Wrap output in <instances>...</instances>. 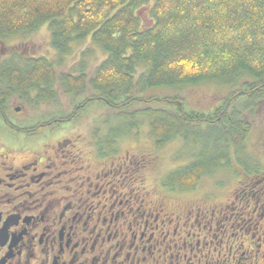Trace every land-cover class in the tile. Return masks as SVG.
Segmentation results:
<instances>
[{
  "label": "trees",
  "instance_id": "trees-1",
  "mask_svg": "<svg viewBox=\"0 0 264 264\" xmlns=\"http://www.w3.org/2000/svg\"><path fill=\"white\" fill-rule=\"evenodd\" d=\"M142 10H148L146 21ZM42 27L59 55L69 56L74 44L89 42L105 59L89 77L83 66L79 74L59 76L42 57L3 63L1 118H8L14 98L39 109L55 103L60 88L83 99L69 117L100 103L127 122L122 133H110L113 150L118 135L135 129L140 118L150 120L156 149L178 138L193 145L194 161L164 178L169 187L194 189L204 176L230 167L233 158L249 165L246 141L252 128L239 110L264 101V0H0V40ZM208 82L233 88L209 114L191 110L180 96L150 93ZM6 128L19 130L13 124Z\"/></svg>",
  "mask_w": 264,
  "mask_h": 264
},
{
  "label": "flooded vegetation",
  "instance_id": "flooded-vegetation-1",
  "mask_svg": "<svg viewBox=\"0 0 264 264\" xmlns=\"http://www.w3.org/2000/svg\"><path fill=\"white\" fill-rule=\"evenodd\" d=\"M77 121L0 117L19 128L0 135V264H264V155L230 186L169 187Z\"/></svg>",
  "mask_w": 264,
  "mask_h": 264
},
{
  "label": "rangeland",
  "instance_id": "rangeland-1",
  "mask_svg": "<svg viewBox=\"0 0 264 264\" xmlns=\"http://www.w3.org/2000/svg\"><path fill=\"white\" fill-rule=\"evenodd\" d=\"M153 3V0H149ZM140 16L143 21L148 18V10H142ZM86 55L85 57L83 55ZM105 52L93 44L86 42L74 44L69 56H61L56 53L50 44V32L47 27H42L37 32L27 36H16L5 40H0V64L10 60L18 63L17 57L49 59L56 67L59 76L67 74H79L81 67L87 76H92L97 66L105 59ZM12 60V61H13ZM232 87L224 86L216 82H208L197 86L182 88H160L152 90L150 93L156 96H180L191 110H196L206 114L212 113L217 107L222 106L224 100L233 91ZM57 100L55 103H42L39 109L30 108L17 101L11 100L7 108V116L11 118L13 124L25 123L37 124L48 122L55 117H69L74 111V106L80 104L83 99H75L68 96L60 88H57ZM83 103V102H82ZM241 106H245L242 102ZM16 109H20L19 112ZM240 118L251 125V133L247 139L246 153L261 157L264 155V101L259 102L255 107H240ZM79 134L82 139L89 138L90 135L105 136L111 135L112 130L122 131L127 127V122L113 117V111L100 103H91L78 114ZM138 120V118H137ZM136 120V121H137ZM107 122V123H104ZM150 120L140 118L138 126L124 134L118 135V140L113 152H121L123 149L137 153V155H149L156 157L157 165L152 169L145 168L144 175L148 182H164V178L175 170L177 166L187 165L194 161V146L181 140H175L166 145L163 149L155 148L154 140L150 133ZM7 128L0 122V135L8 134ZM44 134V131H42ZM249 152V154H248ZM233 158V154H232ZM232 167L223 168L216 171L212 176L202 180L203 187L222 181L224 186L234 184L237 179L236 158L232 159ZM240 164V163H239ZM177 165V166H176Z\"/></svg>",
  "mask_w": 264,
  "mask_h": 264
},
{
  "label": "water",
  "instance_id": "water-1",
  "mask_svg": "<svg viewBox=\"0 0 264 264\" xmlns=\"http://www.w3.org/2000/svg\"><path fill=\"white\" fill-rule=\"evenodd\" d=\"M16 110H17V112H19L20 109H16Z\"/></svg>",
  "mask_w": 264,
  "mask_h": 264
},
{
  "label": "bare ground",
  "instance_id": "bare-ground-1",
  "mask_svg": "<svg viewBox=\"0 0 264 264\" xmlns=\"http://www.w3.org/2000/svg\"><path fill=\"white\" fill-rule=\"evenodd\" d=\"M12 71V70H11ZM45 99V98H44ZM242 152V151H241Z\"/></svg>",
  "mask_w": 264,
  "mask_h": 264
}]
</instances>
